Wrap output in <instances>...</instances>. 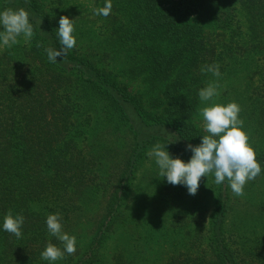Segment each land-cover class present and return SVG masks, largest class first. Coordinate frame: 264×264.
Returning <instances> with one entry per match:
<instances>
[{
	"label": "trees",
	"instance_id": "1",
	"mask_svg": "<svg viewBox=\"0 0 264 264\" xmlns=\"http://www.w3.org/2000/svg\"><path fill=\"white\" fill-rule=\"evenodd\" d=\"M111 3L110 15H100L110 46L100 58L74 47L52 63L46 49L61 47L57 29L65 14L41 0H0V11L25 9L34 32L27 44L0 46V264H135L144 254L134 244L137 237L119 238L111 256L105 254L112 234L128 221L133 181L156 144L165 145L172 158L189 161L186 145H199L207 134L194 122L198 92L210 82L220 87L236 58H245L260 81L252 93V123L243 120L242 129L262 138L250 145L261 174L249 182L264 180V0ZM107 58V64L121 58L123 75L102 64ZM211 64L219 65V77L201 71ZM124 76L140 80L142 92H133ZM208 176L214 207L207 232L191 229V210L198 212L194 223L201 228L204 215L188 199L193 218L172 219L169 232L177 239L160 264H264V235L256 233L257 223L264 229V198L253 205L235 196L227 180L217 185L214 174ZM142 177L154 185L152 202L143 199L140 205L145 208L177 205L188 195L185 186L167 183L158 165ZM95 201L100 213L81 245L76 228L85 204ZM9 211L25 218L19 239L3 229ZM49 214H59L62 231L76 240V252L57 261L41 258L48 243L63 251L47 230ZM147 235L154 241L158 234L155 229Z\"/></svg>",
	"mask_w": 264,
	"mask_h": 264
},
{
	"label": "rangeland",
	"instance_id": "2",
	"mask_svg": "<svg viewBox=\"0 0 264 264\" xmlns=\"http://www.w3.org/2000/svg\"><path fill=\"white\" fill-rule=\"evenodd\" d=\"M45 6L48 8H57L60 14H65L69 19H72L74 31L73 36L76 40L75 47L79 48L84 55L88 54L95 59H99L103 50H106L110 46L105 39L108 29L105 28L107 25L100 17V15L94 14V10L98 9L102 0H41ZM240 19V24L242 25V30L247 32L246 24L243 16H238ZM18 43L12 45L22 46L27 44L29 40H25L23 35L19 36ZM3 49H8L9 47H3ZM121 59V58H120ZM119 60H113V64H107L110 61H102V64H106L108 67H114L115 71L123 75L122 69L124 64L120 63ZM245 58H236L230 61L231 71L230 75L221 80L220 87L218 89L219 95L214 97L212 101L202 102L198 106V111L194 117V122L203 128V120L199 114V109L209 106L211 103H218L221 105H226L230 102H235L239 105L241 111L239 113V119L247 120L246 125L252 123L253 116L250 114L254 108H256L254 101L252 99V93L258 90L256 89L260 83L259 78L255 77L253 74V69L251 66L245 64ZM125 78V76H124ZM125 82L131 84V90L133 92H142L144 86L141 84L140 80L131 81L124 79ZM250 118V119H249ZM243 126V125H242ZM249 137L248 143L253 145L255 142L260 143L262 139L259 136H250L249 133L242 129ZM154 166H157L153 158L145 161L144 167L139 171V175L133 181L127 203L125 204V217H128L126 223L121 224L117 230L112 234L111 239L107 242V250L105 252L106 256L109 257L113 251L118 247L119 238L126 237L129 239H135L134 244L137 246L138 250L144 249V254L134 258L135 264H160L163 261V254L166 251H171L173 245V240L177 239L171 232H169V225L172 223V219L177 217H188L187 220L193 218L189 213L190 200L192 202L197 201L198 207H200L203 212V226L202 228L195 224L198 212L195 213L191 210L194 215V221L190 224L191 229L195 228L202 233L207 232L208 222L213 209V180L207 175L206 177H201L199 181V188L196 195H187L185 200L179 202L177 205H167V207L160 206L161 209H151L150 203H148L149 208L140 206L144 202L151 201L150 192L153 190L154 185L147 184L143 181L142 173L144 171H150ZM264 181V180H263ZM259 182L258 185H252L249 181L244 186V195L239 196L243 201H250L253 205L261 202L264 195L259 194L260 188L264 191V182ZM264 193V192H263ZM248 198L250 200H248ZM190 199V200H188ZM152 202V201H151ZM136 204V205H135ZM164 207V208H163ZM84 216L80 220V224L77 226L78 239L81 245L86 243L90 238V233L92 229L93 220L101 209V205L98 201L93 203L85 204ZM139 214V215H138ZM138 215V216H137ZM137 217V218H136ZM90 219V221L88 220ZM142 221L143 225H136ZM133 221V222H132ZM144 221V222H143ZM256 224V223H255ZM256 233L264 235V229L261 231L263 226L257 223ZM256 224V225H257ZM158 227V228H157ZM157 231V238L152 241L146 236L150 231ZM171 229V228H170ZM141 237V239L138 237ZM165 237H170L165 240ZM165 242V243H164ZM205 243V242H204ZM205 244H203L204 246ZM121 248V245H119ZM147 259V261H145Z\"/></svg>",
	"mask_w": 264,
	"mask_h": 264
},
{
	"label": "clouds",
	"instance_id": "3",
	"mask_svg": "<svg viewBox=\"0 0 264 264\" xmlns=\"http://www.w3.org/2000/svg\"><path fill=\"white\" fill-rule=\"evenodd\" d=\"M112 9L111 0H106L104 7L94 10V14L107 17ZM41 23V21H40ZM57 35L61 47L59 49H46L48 60L57 62L76 45L73 36L74 26L72 19L67 16L59 18ZM0 46L11 47L18 43V37L23 35L25 40H30L34 35L33 25L30 23L29 13L23 9H5L0 11ZM202 72L211 73L215 77L221 75L218 64L205 65ZM219 83L210 82L199 90L198 95L202 102L212 101L219 95ZM241 109L235 102L226 105L211 103L199 109L203 120V128L207 133L200 137L199 145H186V151L192 155L188 162L180 158H172L165 145L156 144L148 153L155 159L159 174L167 183L183 185L189 195H196L201 177L214 174L215 183L222 184L228 181L235 196L244 195V186L256 179L261 174V165L256 159L254 149L248 143L249 137L242 130L243 121L239 119ZM22 215H12L11 211L4 217L3 229L21 238V227L24 223ZM59 214H49L46 218L47 230L63 244V251L57 246L48 243L41 252V258L48 261H57L64 258L65 252L69 255L76 252V240L62 231Z\"/></svg>",
	"mask_w": 264,
	"mask_h": 264
}]
</instances>
